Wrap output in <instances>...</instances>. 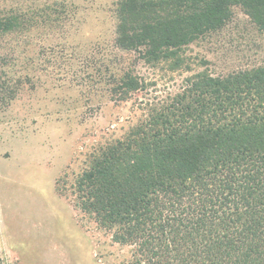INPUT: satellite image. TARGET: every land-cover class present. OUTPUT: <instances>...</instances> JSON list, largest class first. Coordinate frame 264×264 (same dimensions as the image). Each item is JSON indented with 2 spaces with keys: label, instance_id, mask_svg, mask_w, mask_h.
I'll return each mask as SVG.
<instances>
[{
  "label": "trees",
  "instance_id": "16d2710c",
  "mask_svg": "<svg viewBox=\"0 0 264 264\" xmlns=\"http://www.w3.org/2000/svg\"><path fill=\"white\" fill-rule=\"evenodd\" d=\"M108 4L116 47L172 70L189 68L185 49L228 27L234 10L264 31V0ZM27 20L0 10V31ZM86 75L103 80L116 101L145 89L134 68L111 72L100 63ZM146 110L89 152L69 184L75 207L131 246V264H264V63L227 72L205 66ZM57 184L67 188L65 179Z\"/></svg>",
  "mask_w": 264,
  "mask_h": 264
},
{
  "label": "rangeland",
  "instance_id": "374dc122",
  "mask_svg": "<svg viewBox=\"0 0 264 264\" xmlns=\"http://www.w3.org/2000/svg\"><path fill=\"white\" fill-rule=\"evenodd\" d=\"M108 2L0 0V10L28 17L0 31V264H131V246L113 242L74 205L69 184L87 155L169 101L187 75L264 63V31L238 9L228 27L185 49L189 68L136 62L114 43ZM100 63L111 72L134 68L145 89L110 99L105 82L86 75Z\"/></svg>",
  "mask_w": 264,
  "mask_h": 264
}]
</instances>
